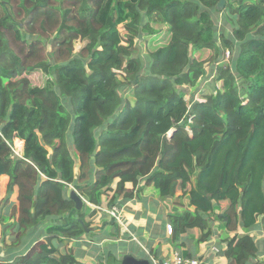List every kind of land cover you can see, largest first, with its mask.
Segmentation results:
<instances>
[{
    "label": "trees",
    "instance_id": "16d2710c",
    "mask_svg": "<svg viewBox=\"0 0 264 264\" xmlns=\"http://www.w3.org/2000/svg\"><path fill=\"white\" fill-rule=\"evenodd\" d=\"M217 2L0 0L3 205L18 188L4 228L19 246L51 226L46 242L5 264H81L56 240L91 235L86 211L98 209L85 201L98 206L106 192L109 209L142 193L173 198L183 210L169 214L172 242L194 228L206 241L217 221L233 233L228 264H264L250 234L264 225V0H226L221 11ZM151 35L164 44L148 48ZM209 63L219 87L204 102L186 101L180 87H194ZM37 71L43 86L30 83ZM68 185L85 200L80 210ZM109 254L107 264L117 262Z\"/></svg>",
    "mask_w": 264,
    "mask_h": 264
},
{
    "label": "crops",
    "instance_id": "0c3cea01",
    "mask_svg": "<svg viewBox=\"0 0 264 264\" xmlns=\"http://www.w3.org/2000/svg\"><path fill=\"white\" fill-rule=\"evenodd\" d=\"M206 70V67H204ZM208 79L211 77L212 81L209 85L214 84L219 87V82L215 81L216 66L213 64L209 71H206ZM195 90V88H192ZM192 99V96L189 97ZM21 156L13 151L14 157H22L23 144ZM9 183V178L6 175H0V263L5 264L11 262L16 254L25 255L32 243L38 239L44 238L43 230L35 229L34 233L28 236L19 246H12L10 243L14 237L10 236V231L4 228L5 224L13 222L14 217L11 215V208L17 203V190L14 186L12 193L8 197V201L3 205L6 197V190ZM114 187V185L112 186ZM125 187L132 188L131 183H126ZM71 188V189H70ZM190 186H187L189 189ZM75 191L71 185L66 188V196H70L71 192ZM181 191L176 194L180 196ZM111 195V192H110ZM173 198L160 199L155 198L149 193L140 194L131 200L125 201L118 208L121 211V220L117 222L119 229V236L116 240L108 239L109 235L114 236V228L112 221L107 214L108 196L102 195L100 205L97 206V223H102L103 226L97 229V233L91 237L78 238L69 241V245L75 248L74 255L81 264H94L96 260L105 257L106 249H110V258L117 261L115 253L131 254L135 258L148 259L151 262H163L167 260L173 251L179 252L181 255L188 258H195L199 260L200 264H228V259L224 256L223 251L226 248L227 242L225 239L232 236V233H226L220 228L216 221L212 224V236L203 242H197L200 231L196 228L187 230V232L178 236L172 242L171 235L166 231V225L170 224V212H181L183 209L178 202ZM182 202L186 204V198ZM3 205V206H2ZM91 207V206H90ZM63 219L68 220V217ZM264 219V215L259 218V222ZM258 222V223H259ZM218 223V224H217ZM263 224H259V229L251 231V236L255 239L259 246L257 259L264 263V228ZM2 227V228H1ZM100 227V226H99ZM261 227V228H260ZM218 228V229H217ZM37 233V235H35ZM8 235V236H5ZM5 236V237H3ZM10 236V237H9ZM6 238V244L5 239ZM43 238L41 240H43ZM110 240V241H109ZM2 243L4 245H2ZM111 247V248H109ZM71 249V248H70ZM15 254V255H14ZM124 257L121 259L123 260ZM86 259H89L88 262ZM84 260V261H82ZM115 262L114 264H118Z\"/></svg>",
    "mask_w": 264,
    "mask_h": 264
},
{
    "label": "rangeland",
    "instance_id": "374dc122",
    "mask_svg": "<svg viewBox=\"0 0 264 264\" xmlns=\"http://www.w3.org/2000/svg\"><path fill=\"white\" fill-rule=\"evenodd\" d=\"M222 20L220 19V17L218 18V25H217V28L221 25L220 24V22H221ZM228 27V29L230 28L229 27V25H227ZM118 28H119V30H123V27H122V25H119L118 26ZM148 37H151V39L148 41V44H150V45H148V48L150 47V49H153V47H155V48H158V46L160 45V44H164L163 42L162 43H158V39H156L155 37H153L152 35L151 36H146V38H148ZM153 37V38H152ZM136 44H137V46L139 47V51H137V53H141V56H142V58L144 59L145 57H146V54L145 53H147L146 52V44H147V41L145 42L142 38L140 39V40H137L136 41ZM83 45V42L81 43V42H78V41H76V43H75V45H74V50L75 51H77L81 46ZM49 45L47 46V50H49ZM137 47V48H138ZM227 56V54H225V57ZM145 60V59H144ZM145 63H147V62H145ZM205 67H206V70L205 71H209L210 70V68H211V64L209 63V64H205ZM47 76L45 75V74H43L41 71H37V72H35L34 74H32L31 76H29V80H30V83L32 84V85H36V86H43L44 84H45V81H46V78ZM212 81V78L210 77L209 79H208V77L206 76V73H204V75L201 77V79L196 83V85L194 86V87H185V86H182V87H180V89L182 90V91H184V99L186 100V101H188L189 102V97L190 96H192V99H193V101H197V102H204L205 101V97L207 96V95H209V94H213V93H215V89H217V85H215V82H214V84H211V85H209L210 84V82ZM192 88H195V90H193ZM121 94H122V96H124V97H129L130 95H131V92L129 91V90H127V89H123V90H121ZM18 141H14V144H13V148L15 149V150H17V149H19V154H21V152H22V147H19V145L20 144H18L17 143ZM20 143V142H19ZM71 189V188H70ZM179 192V191H178ZM178 192H177V194H178ZM105 196H109V194L106 192V194H104ZM85 201V200H84ZM173 201V200H172ZM86 202V204L89 206V208L90 209H95V208H97V206H93V205H90L89 203H87V201H85ZM173 202H176V201H173ZM184 204V203H183ZM185 205L186 204H184L183 206L185 207ZM91 206V207H90ZM183 209V208H182ZM97 210V209H96ZM191 210H193V208H191ZM92 211V210H91ZM91 211H86V215H85V220H87L91 225H90V227H89V229H87L86 231H87V233L88 232H92V234L91 235H85L86 237H88V236H91V237H93L96 233H97V229H99V228H101V226H103L102 225V223H97L98 221L97 220H95L96 219V216H97V212H95V215L94 216H91ZM98 212H99V210H98ZM72 217V216H71ZM216 222V221H215ZM214 222V223H215ZM11 223L12 222H10V223H7V224H5V225H11ZM218 224V223H217ZM48 227H51L50 225H47ZM44 227V229L43 230H46L48 227ZM100 226V227H99ZM2 228V227H1ZM213 229V228H212ZM218 229V228H217ZM7 230L9 231V228H7ZM241 232V231H240ZM227 233V232H226ZM251 234V233H250ZM35 235H37V233L35 234ZM232 235H233V233H232ZM5 236H8V235H5ZM5 236H3V237H5ZM10 237V236H9ZM86 237H84V235H82V239L83 238H86ZM2 238V235H1V233H0V239ZM43 238V237H42ZM41 238V239H42ZM41 239H37V240H35L33 243H32V245L30 246V248H29V250L30 249H32V248H37V243H38V241H42ZM5 240V244H6V238L4 239ZM43 240L46 242L47 241V237H44L43 238ZM110 241V240H109ZM12 246H14L13 245V243L11 242L10 243ZM2 245H4L3 243H2ZM65 246H67V249H70V248H72L71 247V245H69V241L67 240V239H64L63 240V242L62 243H59L57 240H56V248H58V250H62L63 252H67V250L65 251V249H64V247ZM109 248H111V247H109ZM29 250H27V252L29 251ZM72 250L74 251L75 250V248H72ZM109 250L110 249H108V251H106L105 252V254L106 255H108L109 254ZM26 252V253H27ZM123 254H125V253H119V254H117V253H115V255H117V261H119V260H121L124 256H123ZM55 257H57L56 255H55ZM106 259H107V256L106 257H103V258H101V259H98V260H96V261H94L95 263L94 264H98V262H100V261H102L103 260V263L104 264H107V262H106ZM87 261H85V262H88L89 261V259H86ZM82 261H84V260H82Z\"/></svg>",
    "mask_w": 264,
    "mask_h": 264
},
{
    "label": "built area",
    "instance_id": "2783aa9c",
    "mask_svg": "<svg viewBox=\"0 0 264 264\" xmlns=\"http://www.w3.org/2000/svg\"><path fill=\"white\" fill-rule=\"evenodd\" d=\"M14 141H18L17 143L20 144L19 147L22 146V142L20 140L15 139ZM13 151L17 155L21 156V154H19V149L15 150L13 148ZM107 214L110 216V218L115 219L117 222H120V220H121V211H120L119 208L112 207V208L107 210ZM172 230H173L172 225L171 224H167L166 225V231H167V233L169 235H171ZM152 263L153 264H200L199 260H197L195 258L185 257V256L181 255L179 252H176V251H173L170 254V256H169V258L167 260H164L163 262H155V261H153Z\"/></svg>",
    "mask_w": 264,
    "mask_h": 264
},
{
    "label": "water",
    "instance_id": "95a60500",
    "mask_svg": "<svg viewBox=\"0 0 264 264\" xmlns=\"http://www.w3.org/2000/svg\"><path fill=\"white\" fill-rule=\"evenodd\" d=\"M225 3L226 0H218L216 4V10L221 11L224 8ZM70 197L74 201L75 210H80L83 207L84 199L76 191H72ZM123 261L125 264H153L148 259L135 258L131 254H127Z\"/></svg>",
    "mask_w": 264,
    "mask_h": 264
}]
</instances>
